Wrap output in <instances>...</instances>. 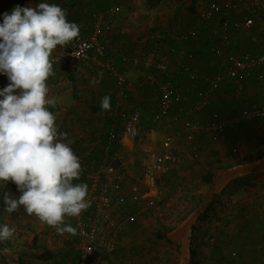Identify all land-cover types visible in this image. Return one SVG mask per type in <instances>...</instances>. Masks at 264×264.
I'll use <instances>...</instances> for the list:
<instances>
[{
  "label": "crops",
  "instance_id": "crops-1",
  "mask_svg": "<svg viewBox=\"0 0 264 264\" xmlns=\"http://www.w3.org/2000/svg\"><path fill=\"white\" fill-rule=\"evenodd\" d=\"M113 1L118 6H114ZM210 1L219 5V11L213 18L205 19L201 12L207 11ZM39 3L63 8L67 20L80 26V32L88 31L99 17L111 19L114 25L108 51L114 73L99 64L70 58L65 54V46H57L52 53L58 55L59 60L53 63L54 75L48 80L49 98L56 97L58 102L55 108L49 106V110L56 115L58 132L67 134L65 142L81 163V177L74 183H86L107 157L117 156L120 161L117 165L124 173L122 191L130 194L147 189L143 172L138 174L144 164L140 159L142 154L132 149L134 143L127 140L111 147L105 144V132L122 134L120 113L128 114L134 109L139 113L138 133L146 134L142 137L144 147L141 149L146 163L150 161L146 151H163L161 142L167 135L173 138V151L178 155L166 174L164 187L146 192L163 199L166 213L160 221L156 213L148 215L137 206L126 209L125 213L115 211L116 216L130 214L132 219L121 233L114 262L208 264L211 258L210 264H219L230 251H235L233 262L246 264L263 255L264 117H240L233 126L223 130L217 140L199 130H194L191 140L178 136L184 127L205 125L212 111L224 118L238 117L240 111L251 104L264 105L261 81L253 71L239 84L224 77L204 107L195 110L198 101L187 96L159 117L156 111L157 85L161 80L169 79L185 92L202 90L207 87L209 77L225 72L228 55L238 56L242 51L264 54V0L257 3L244 0H139L138 3L130 0H0V24L4 13L10 14L17 5L36 7ZM112 6L116 11L112 12ZM223 15L230 23L251 17L254 24L249 30L232 29L229 39L220 44L222 54L216 56L210 49L218 42V23ZM186 31H195V34L179 39ZM159 33L165 35L162 41L156 38ZM184 65H188L189 72L183 71ZM99 73H103V77L99 84L93 85L91 81L98 78ZM117 74L127 80V96L122 99L116 97ZM10 83L0 73V91ZM104 96L111 98L110 111L101 108ZM131 160L137 165L133 172L127 163ZM211 202L208 217L201 219L200 213ZM18 215L15 211L6 217L14 218L8 222L19 233L24 230L21 236L31 238L32 234L35 244L45 242L42 245L47 252L44 264H71L78 260L80 252L73 245L74 236L52 233L48 226L44 229V224L34 215L26 214L27 217L19 221ZM6 217L0 216V224H5ZM79 217L66 218V223L75 227V219ZM156 232H163L166 237L157 238ZM19 233L11 239L12 244L21 242L17 239ZM204 235L211 245L205 243ZM60 236L64 239L55 243ZM66 242L70 246L65 245ZM9 252L13 263L19 262L20 252L37 253L25 245L17 249L14 245ZM39 262L29 258L23 264Z\"/></svg>",
  "mask_w": 264,
  "mask_h": 264
},
{
  "label": "clouds",
  "instance_id": "clouds-1",
  "mask_svg": "<svg viewBox=\"0 0 264 264\" xmlns=\"http://www.w3.org/2000/svg\"><path fill=\"white\" fill-rule=\"evenodd\" d=\"M66 16L63 8L49 3L17 5L10 14L4 13L0 73L11 83L0 91V190L7 213L22 206L58 234L75 236L77 229L66 218L79 217L91 207L88 185L74 183L81 177V163L49 110L58 102L49 98L52 53L80 35V26ZM102 77L99 73L91 83L99 84ZM101 108L111 110L110 96L102 98ZM9 181L20 192L18 197L6 190ZM16 231L0 224V242L10 241Z\"/></svg>",
  "mask_w": 264,
  "mask_h": 264
},
{
  "label": "built area",
  "instance_id": "built-area-1",
  "mask_svg": "<svg viewBox=\"0 0 264 264\" xmlns=\"http://www.w3.org/2000/svg\"><path fill=\"white\" fill-rule=\"evenodd\" d=\"M251 3H257L259 0H244ZM219 11V5L215 1H210L208 9L203 13L205 19H210L214 13ZM264 13V12H263ZM254 22L251 17H242L238 21L230 23L228 17L223 15L218 23V42L212 45L211 52L220 56L222 54L220 44L226 42L232 29L249 30ZM114 25L111 19L95 18L92 27L88 31H81L79 38L65 46V54L72 59L96 63L102 66L106 71L115 72L113 63L108 58L110 46V37ZM195 31H186L178 37L184 40L193 36ZM156 38L162 41L165 38L163 34H157ZM264 54L251 51H242L238 56L228 55V64L224 73H215L208 78V84L205 89L195 91L187 90L186 92L176 86L171 80L163 79L157 85L158 102L157 114L166 111L171 106L180 103L182 100L191 96L196 98L198 103L194 109H200L207 105L213 92L218 88L219 83L224 77H227L239 84L249 71H253L255 77L261 81L262 90L264 91ZM53 63L59 60L58 55L52 54ZM183 71L189 72L188 65H184ZM4 76L8 78L5 74ZM116 97L119 99L127 96V80L123 75L117 74L115 77ZM122 120V134L118 135L115 131H108L105 137L106 146L114 142L131 141L133 142L138 135L139 113L136 109L126 113H120ZM240 117L263 118L264 105L257 103L251 104L240 111L239 116L221 117L217 111L210 113V118L205 125L184 127L178 136L186 140H191L194 130L208 134L212 140H217L223 130L230 128ZM173 138L167 135L163 138L161 144L163 151L153 152L146 151L150 159L151 166L143 172V181L148 190L162 189L165 185V177L170 167L177 161V155L173 151ZM124 173L119 165L107 162L102 165L93 176L88 178V199L91 201L87 213L75 219L77 234L72 238L73 245L76 247L80 256V264H116L113 255L116 253L120 241L121 233L124 226L132 219L130 214L116 216L115 211L125 213L126 209L137 206L140 209L153 208L157 204L155 194L146 192H133L127 194L122 191ZM52 233H57L54 228L48 226ZM236 256L235 251L229 254L219 264H235L233 258ZM124 264H129V261ZM246 264H264V254L257 260Z\"/></svg>",
  "mask_w": 264,
  "mask_h": 264
},
{
  "label": "rangeland",
  "instance_id": "rangeland-1",
  "mask_svg": "<svg viewBox=\"0 0 264 264\" xmlns=\"http://www.w3.org/2000/svg\"><path fill=\"white\" fill-rule=\"evenodd\" d=\"M131 2H135V3H138L139 2V0H130ZM194 1H196V0H194ZM113 4H114V6H118V3L117 2H114L113 1ZM114 6H112L111 8H112V12H114V10L116 11V9L115 8H113ZM206 11V10H205ZM205 11H202L201 13H204ZM198 15H200V12L198 13ZM215 15H213V16H211L212 18L214 17ZM186 119H188V118H186ZM105 134L107 135V133L105 132L104 133V136H105ZM146 136V134L145 133H138V135L136 136V138L134 139V141H133V150H136L137 151V153H141L142 154V156H140V159H141V161H143L144 162V164L141 166L142 168H141V170L138 172V174L140 175L142 172H144L146 169H148L150 166H151V162L149 161V163L147 164L146 162L147 161H145L146 160V157H145V155H143V151L141 150V149H143V147H144V144H143V142L144 141H142V137H145ZM106 137V136H105ZM117 143H119V142H114V143H112L111 145H110V147L111 146H114V145H116ZM176 154V153H175ZM177 155V154H176ZM138 156V155H137ZM137 156H134V158H137ZM178 156V155H177ZM109 163V162H111L112 164H114V165H117L118 163H120V161H119V159L117 158V156H114V158L113 157H111L110 158V156L109 157H107L106 159H105V162H104V164H106V163ZM142 162V163H143ZM127 163L130 165V168H131V170H132V172H133V170L136 168V163H134V160H131V162L130 161H127ZM103 163H101V165H104ZM147 164V165H146ZM129 168V169H130ZM142 175H143V173H142ZM6 190L7 191H10L11 192V194L13 195V196H15V197H18L19 195H20V192L17 190V187H16V185L14 184V183H12L11 181H9L8 183H7V188H6ZM1 191V190H0ZM136 192H139V193H141L142 191H144V192H147V191H150V190H148V188L147 189H144V190H142V191H139V190H135ZM155 198L157 199V204L153 207V208H148V209H144L146 212H147V214L148 215H151V216H153V214L154 213H156V216H157V220L158 221H160V219H162L163 218V216H164V214L166 213V212H164L165 211V204L163 203V199H161V197H158L157 195H155ZM18 213H19V215H18V221H19V219H23V218H25V217H27V212H26V210L21 206L18 210ZM157 213L159 214V215H157ZM9 213H7L5 210H4V205L3 204H0V216H3V217H6V215H8ZM201 215H204L203 214V212L202 213H200ZM11 219H12V217L11 216H7L6 217V221H5V223L6 224H8L9 226H11V222L13 221V219H12V221H11ZM8 221H11L10 223L8 222ZM17 221V220H16ZM17 221V222H18ZM166 222V221H165ZM41 225H43V223L41 224ZM44 227V229L47 227V225L46 224H44L43 225ZM28 228H30V227H28ZM27 230V229H26ZM30 231H31V228H30ZM16 232H18L19 233V231L17 230ZM23 232H24V230H23ZM23 232L21 231L19 234H18V236H17V239H20L21 240V242H16V243H11V240L10 241H5V242H3L2 243V246H0V264H23V263H26V262H28V260H29V258H33V259H36V260H39L40 262L38 263V264H44V261L45 260H47V258L45 257V255H46V251H45V249L42 247V245H44V243L45 242H43V244H35V241H33V239H32V234H31V238H26L25 236H21V235H23ZM201 237V236H200ZM204 237V239H205V243H206V241L208 242L209 240L206 238V235H204L203 236ZM26 238V239H25ZM64 238H63V236H60V237H58V241H56V240H54V242L56 243V242H61L62 240H63ZM207 239V240H206ZM31 242L33 243V245L34 246H32V244H31ZM67 243V244H66ZM65 243V245H68V246H70V244L68 243V242H66ZM209 243V242H208ZM210 244V243H209ZM14 245H15V247H16V249L21 245V247H24V245L29 249V248H32V249H35L36 251H37V253L36 252H28V253H26V252H20L19 253V257H18V263L16 262V263H13V261H12V259L9 257V253H11V252H9V250L11 251V249L14 247ZM211 245V244H210ZM206 246V245H205ZM39 249V250H38ZM42 250V251H41ZM211 254H209V256H210ZM24 257V258H23ZM21 258H23V259H21ZM42 260V261H41ZM211 258L209 259V262H208V264H210L211 262ZM73 264H80V262H79V260H77L76 262H72ZM71 263V264H72ZM212 264H214L213 262H212Z\"/></svg>",
  "mask_w": 264,
  "mask_h": 264
},
{
  "label": "trees",
  "instance_id": "trees-1",
  "mask_svg": "<svg viewBox=\"0 0 264 264\" xmlns=\"http://www.w3.org/2000/svg\"><path fill=\"white\" fill-rule=\"evenodd\" d=\"M67 59H65V61H66ZM2 191L3 190H1L0 191V204H3V200H2ZM4 205V204H3ZM212 205H213V203L211 202V203H209L208 205H206V207L204 208V211H203V216H200V218L201 219H206V217H208V213L212 210ZM155 236L157 237V238H161V237H163V236H165L166 237V234L165 233H163L162 232V234L161 233H159V232H156L155 233ZM180 236H178V238H179ZM182 237V236H181Z\"/></svg>",
  "mask_w": 264,
  "mask_h": 264
}]
</instances>
